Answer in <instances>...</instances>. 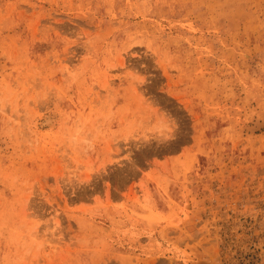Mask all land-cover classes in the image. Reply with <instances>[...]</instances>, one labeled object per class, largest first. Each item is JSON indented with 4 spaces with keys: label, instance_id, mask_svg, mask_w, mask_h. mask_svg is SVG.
<instances>
[{
    "label": "rangeland",
    "instance_id": "rangeland-1",
    "mask_svg": "<svg viewBox=\"0 0 264 264\" xmlns=\"http://www.w3.org/2000/svg\"><path fill=\"white\" fill-rule=\"evenodd\" d=\"M0 264H264V0H0Z\"/></svg>",
    "mask_w": 264,
    "mask_h": 264
}]
</instances>
